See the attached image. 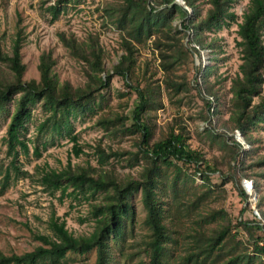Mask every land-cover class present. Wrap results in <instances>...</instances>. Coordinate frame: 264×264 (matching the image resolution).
I'll use <instances>...</instances> for the list:
<instances>
[{
	"label": "trees",
	"instance_id": "16d2710c",
	"mask_svg": "<svg viewBox=\"0 0 264 264\" xmlns=\"http://www.w3.org/2000/svg\"><path fill=\"white\" fill-rule=\"evenodd\" d=\"M67 1L54 0L46 6L50 20L57 18ZM182 1L189 12L174 0H117L104 8L109 22L119 30L121 50L110 72L103 69L105 51L95 37L79 40L71 34L58 32L60 43L80 62L86 79L80 85L58 80L50 50L38 55V77L24 79L26 66L21 59L19 29L10 40L9 52L3 49L0 38V116L7 115L8 118L3 141L5 154L10 157L0 170V194L9 182L33 176L21 169L17 156L19 153L28 154L27 143L32 140L25 139L23 131L36 104L44 114L37 130L66 137L77 156L81 147L72 133V119L77 115L95 114V96L101 97L100 92L108 87L111 76L117 75L135 93L131 122L125 125L128 118L122 113H105L98 115L95 123L107 132L136 136L133 152L105 151L96 145V166L88 162L71 166L67 162L59 170L51 168L39 173L38 184L49 191L58 189L61 195L80 196L85 200L97 199V193L102 195L101 199L90 203L92 229L88 233L74 234L66 228L64 219L52 213L46 220L49 233L31 232L38 243L30 250L9 254L0 251V264H63L69 253L82 255L91 251L94 252L93 261L80 264H110L112 243L122 242L128 223L133 221L131 197L136 192L140 195L143 223L148 230V239L142 248L145 264H168L172 245L177 244L170 220L171 212L179 211L181 205L177 183L188 179L193 182L195 175L200 177L199 186L204 190L195 193L183 205L188 213L196 211L198 216L194 220L197 226L187 235L193 248L177 255V263L253 264L264 258V209L261 208L264 195L257 178L264 177V153H257L256 138L252 133L256 128L264 127V0H249L241 21L237 23L239 39L236 46L240 63L237 72L229 78V98L223 103H219L218 91L207 79L209 75H214L213 82L220 79L216 74V62L203 67L194 66L196 72L191 81L183 74L181 79H175V71L186 63L188 54L199 57L200 51L206 49L212 53L209 60L220 59V45L214 43L216 36L208 37L207 33L215 34L233 20L235 14L231 7L235 0H205L208 7L204 13L195 0ZM175 19L179 23L173 24ZM147 41L151 50L156 52L166 97L188 93L192 89L201 97L204 105L201 118L206 122L204 130L207 136L219 139L225 150L222 160L215 156L207 158L203 152L191 149L182 126L177 129L170 126L167 134L154 139L150 112L162 107L161 88L151 78L143 77L141 83L134 71L137 46ZM10 104L11 110L8 109ZM220 105L227 113L221 125L227 138L214 131L213 119L218 118ZM234 129L238 130L248 149L241 150L240 143L233 137ZM45 145H42L43 149ZM31 153L36 158L40 156L36 144L32 145ZM124 154L132 160L129 165L141 166L136 177L120 175L108 163L109 158ZM182 165L190 166V171L182 169ZM214 173L222 181L232 182L245 203L239 214L248 207V193L242 181L250 180L256 192L255 208L260 218L238 217L232 222L221 208L198 211L199 204L210 190ZM210 223L215 225L205 228Z\"/></svg>",
	"mask_w": 264,
	"mask_h": 264
},
{
	"label": "rangeland",
	"instance_id": "374dc122",
	"mask_svg": "<svg viewBox=\"0 0 264 264\" xmlns=\"http://www.w3.org/2000/svg\"><path fill=\"white\" fill-rule=\"evenodd\" d=\"M174 1L177 3L182 0ZM53 2L54 0H0V38L2 47L6 52H9L10 40L14 36V32L19 29L22 37L21 59L26 66L23 78L38 77L36 70L38 55L42 51L50 50L55 60L54 71L59 81L67 80L73 85H80L86 80L80 62L74 59L58 40V32L71 34L79 40L88 36L95 37L105 51L103 69L110 72V68L121 54V50L118 45L119 30L109 22L104 13V8L116 3L117 0H68L57 18L50 20L46 6ZM195 3L202 9V13L208 7L205 0H195ZM248 3L249 0H235L231 7L235 14L233 20L228 25H223L215 34L207 33L208 37L216 36L214 43L220 45V59L216 61L209 60L208 58L212 55L209 50L201 51L200 57H193V55L188 54L186 63L175 71V79H181L180 75L183 74L186 80L191 81L196 72L194 66H198L199 61H202L204 65H212L216 62V74L220 79L213 82L214 75H209L207 79L212 82L213 89L218 91L219 103H223L229 98L227 92L229 78L237 72L240 63V53L236 46V41L239 39L236 32L237 23L241 21V15L247 9ZM183 6L186 7L184 2ZM177 23H179V20L175 19L173 24ZM134 71L141 83L143 77L151 78L158 82L161 88L162 107L150 112L154 139L167 134L171 130L170 126L173 129L182 126L187 132L186 143L191 149L203 152L207 158L215 156L222 160L225 150L219 139L209 137L205 133L206 122L201 118L204 107L201 97L195 89L190 90L188 93L180 92L170 98L166 97L165 92L162 90V72L158 68L156 52L151 50L149 41L146 44L137 46ZM102 74L104 75V73ZM120 92L123 94H120ZM100 94H102L101 97L95 96V114L77 115L72 119V133H75L77 143L81 147V152L77 156L72 151V143L66 137L59 136L55 132H39L37 130L44 114L39 104L33 107L31 118L26 123V130L23 131L24 138H29L32 142L27 143L29 149L27 155L19 153L17 156L21 169H26L33 176L32 178H18L13 182H9L0 194V251L4 254L21 253L36 245L38 242L32 238L31 232L49 233L46 228V220L52 213L54 216L64 219L66 228L74 234L88 233L92 229L93 219L90 214V203L101 199V194L97 193V199L95 200H85L80 196L74 198L66 194L61 195L58 189L49 191L39 185L36 179L42 171L51 168L59 170L67 162L71 166L84 165L86 162L96 166L97 155L94 150L96 145H100L105 151L108 149L117 152L135 151V135L107 132L95 123L97 116L100 114L122 113L128 118L125 125L130 124L129 118L135 93L123 84L119 76L112 75L108 87L101 90ZM11 108L12 104L8 106V109L11 110ZM219 110L218 118L214 117V125L213 123L211 125L214 126L216 133H222V137L227 138L221 130L222 122L227 118V113L222 105L219 106ZM7 120V115L0 116L1 171L10 159L5 154L3 141ZM252 133L256 138L254 146L257 153L261 155L264 153V127H258ZM34 144L40 150V156L37 158L31 153ZM43 144H46L44 149L42 148ZM240 145L241 150L248 149L247 144L245 146ZM127 156L128 154H124L119 158L111 157L108 163L114 166L120 175L129 174L136 177L141 166L129 165L132 160H128ZM186 168L191 169L190 166L185 167L182 165V169ZM262 170L264 171V167ZM257 178L260 192L264 195V177L257 176ZM247 181L250 182V180ZM200 183L201 179L198 175L194 176L193 182L188 179L177 183L181 205L179 211H172L170 214L171 227L174 230L173 235L177 239V244L172 245L168 264H178L176 256L193 248L192 240L187 235L191 228L197 226L194 220L198 216L196 211L188 213L187 210L183 209V205L187 199L194 197L195 193L198 194L204 190L203 187L199 186ZM69 190L70 188L67 189V191ZM253 192L255 195L254 200L249 201L247 190L248 207L239 214L240 208L245 203L237 194L232 182L222 181L214 173L211 175L210 190L199 204L198 211L201 209V212H204L208 209L221 208L232 222L238 217L245 219L255 217L258 219L260 218L258 212L257 215L253 213L254 209L256 210V192L254 189ZM131 204L133 207V221L128 223L127 232L122 242L112 243L110 264H145V254L142 248L143 242L148 239V230L143 223L144 210L139 192L132 195ZM261 208L264 209V197ZM214 225V223H210L205 228ZM93 259V251L82 255L69 253L66 255L63 264L91 263ZM253 264H264V258L259 262L254 261Z\"/></svg>",
	"mask_w": 264,
	"mask_h": 264
},
{
	"label": "water",
	"instance_id": "95a60500",
	"mask_svg": "<svg viewBox=\"0 0 264 264\" xmlns=\"http://www.w3.org/2000/svg\"><path fill=\"white\" fill-rule=\"evenodd\" d=\"M181 1V0H180ZM179 5H182L183 6V1H181V2H177ZM184 7V6H183ZM188 12H189V10H187ZM242 185L244 186V188L246 189V191L248 190V193H249V201H253L254 200V197H255V195H254V192H253V189H252V186H251V183L249 182V181H247V180H245V182H244V180L242 181ZM253 213L254 214H256L257 215V211L254 209V211H253Z\"/></svg>",
	"mask_w": 264,
	"mask_h": 264
},
{
	"label": "built area",
	"instance_id": "2783aa9c",
	"mask_svg": "<svg viewBox=\"0 0 264 264\" xmlns=\"http://www.w3.org/2000/svg\"><path fill=\"white\" fill-rule=\"evenodd\" d=\"M184 8H186L185 6H184ZM186 10H188V8H186ZM206 50H209V49H206ZM206 50H204V51H206ZM210 51V50H209ZM201 52V51H200ZM211 53V52H210ZM196 55H193V57H195ZM200 57V56H199ZM211 57V56H210ZM209 57V58H210ZM208 58V59H209ZM197 65H200L201 67H203L204 66V64H203V62L202 61H199V63H197ZM232 134H233V137L236 139V141H238L240 144H242L243 146H245V144L243 143V141H242V139L240 138V134H239V132H238V130H236V129H234L233 130V132H232ZM244 182H245V180H244Z\"/></svg>",
	"mask_w": 264,
	"mask_h": 264
}]
</instances>
